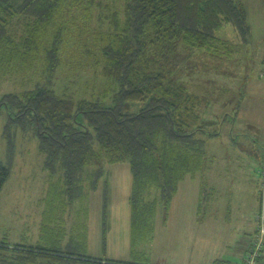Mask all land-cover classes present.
Masks as SVG:
<instances>
[{"label": "trees", "instance_id": "trees-1", "mask_svg": "<svg viewBox=\"0 0 264 264\" xmlns=\"http://www.w3.org/2000/svg\"><path fill=\"white\" fill-rule=\"evenodd\" d=\"M227 24L248 34L234 0H0V79L26 85L0 99L8 115L3 136L10 153L12 136H36L49 174L39 239L30 245L0 241V264H138L81 253L87 246L86 204L101 183L104 247L103 165L127 162L130 247L136 254L140 244L150 243L154 218L167 215L179 183L208 168L201 134L218 135L208 132L199 98L178 78L174 54L180 43L213 53ZM61 73L66 80L58 86ZM82 78V87L73 89ZM138 102L145 103L138 112H123L125 103ZM9 176L0 161V190ZM76 204L75 215L84 220L69 233L54 215ZM253 236L242 264L256 229ZM263 261L264 251L256 264Z\"/></svg>", "mask_w": 264, "mask_h": 264}, {"label": "rangeland", "instance_id": "rangeland-1", "mask_svg": "<svg viewBox=\"0 0 264 264\" xmlns=\"http://www.w3.org/2000/svg\"><path fill=\"white\" fill-rule=\"evenodd\" d=\"M92 20L96 21L95 18ZM230 30L232 27L227 25L220 34H229ZM178 46L173 63L180 81L199 98L204 114L200 107L198 112L202 118L210 121L208 115L212 112L211 108L218 110L216 101L227 99L229 107L234 108L239 99L245 102L248 97L252 101L261 97V94L247 95L246 92L237 93L225 87L216 89L219 85L216 79H234L231 84L236 85L242 81L237 72L258 75L255 71L262 66L260 61L257 62L259 55L251 53L249 58L250 55L244 54L247 59L242 64L236 56L230 67L220 65L217 68V63H213L207 54L200 53L199 49H191L181 43ZM213 74H216L215 78ZM59 78L58 86L66 80L63 73ZM85 80H79V85L75 84L73 89L82 87ZM255 80H259L258 77ZM25 88L20 80L0 79V99L7 93H19ZM97 93L94 91L95 96ZM103 101L109 103L107 96ZM144 105V102L125 103L123 112H138ZM255 113L257 115L242 120L243 123L239 119L231 126L226 123L220 136L201 134L206 140L205 153L211 156L209 172L184 177L167 215L164 216L163 212L156 214L152 240L146 245L140 244L136 254L130 247L129 165L125 161L105 163L103 178L108 184L105 246L101 242L100 183L86 204L84 224L87 227V246L81 253L138 264H210L215 258L228 264H242L241 254L253 240L252 227L258 211V191L264 166V102L255 104ZM7 116L6 110L0 107V161L10 168V176L0 190V241L30 245L39 239L44 211L49 206L44 200L49 174L43 167L36 136L22 132L12 136L9 152L8 140L3 136ZM206 128L210 132L216 129V125L212 127L208 124ZM207 184L214 189H206ZM200 189L204 193L197 211ZM79 208V204L73 209L64 208L63 215L58 216V211L54 218L64 220L66 230L72 233L84 220L83 215H75Z\"/></svg>", "mask_w": 264, "mask_h": 264}, {"label": "crops", "instance_id": "crops-1", "mask_svg": "<svg viewBox=\"0 0 264 264\" xmlns=\"http://www.w3.org/2000/svg\"><path fill=\"white\" fill-rule=\"evenodd\" d=\"M234 1L244 13V20L248 28V34L244 37L236 27L231 24H227L232 27V30H230L229 34H223V32L220 34L219 32V37L222 39V41L219 42L221 45L216 49V51L211 54L202 49H199L198 51L200 53L202 52L203 54H207V56H209L208 58L211 59L213 63L216 62L217 68H219L220 65L230 67L231 63L235 62L236 56L237 58L239 57L242 64V61L247 59L245 58L244 54L250 55L249 58H251V53L259 55L257 62L260 61L262 66L258 65L259 67L257 68V71H255V73H258V75H254L253 72L244 71L243 74L241 72H237V77L239 76L238 78L242 79L241 82L233 85L231 83L234 82V79L228 78L226 81L216 79L218 80L219 85L215 86L217 90L225 87L226 89H231V91L237 93L246 92L247 95L261 94V97L255 101H252L249 99L250 97H248L245 102L240 100L238 97L239 100L235 102L234 108L229 107V101L227 99H222V101L219 102L216 101L218 110L213 111L214 109L211 108L212 112H210L208 115V119H210L208 123H210L212 127L216 125V129L213 131L218 132L217 136L222 134L224 125H226V123L228 126H231V124H235L236 120L238 119L243 123L242 120L247 119L250 116L257 115V113H255V104L259 101L264 102V0ZM213 76L215 78L216 74H213ZM255 77H258L259 80H255ZM242 104L244 106H242ZM229 129L232 134L231 128ZM209 157L211 158V156ZM212 159L214 158L212 157ZM210 168L211 166L208 165V168L204 171L209 172ZM204 171L200 174L202 175ZM208 187L214 189L211 184H209ZM196 208L198 210V204ZM255 229L256 226L254 224V227H252L253 234ZM218 260V258H215L210 262V264H213V262ZM262 264H264V261Z\"/></svg>", "mask_w": 264, "mask_h": 264}, {"label": "built area", "instance_id": "built-area-1", "mask_svg": "<svg viewBox=\"0 0 264 264\" xmlns=\"http://www.w3.org/2000/svg\"><path fill=\"white\" fill-rule=\"evenodd\" d=\"M261 186L259 187L258 211L255 214L256 236L253 249L247 257L246 264H256L260 252L264 251V167L261 170Z\"/></svg>", "mask_w": 264, "mask_h": 264}]
</instances>
